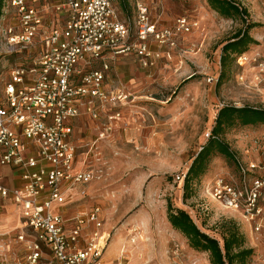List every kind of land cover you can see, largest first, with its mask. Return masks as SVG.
<instances>
[{
  "label": "rangeland",
  "instance_id": "rangeland-1",
  "mask_svg": "<svg viewBox=\"0 0 264 264\" xmlns=\"http://www.w3.org/2000/svg\"><path fill=\"white\" fill-rule=\"evenodd\" d=\"M234 1L247 10L246 22L239 16L220 15L208 0H151V10L161 25L186 16L199 27L180 37L172 58H165L156 69L143 68L133 58L111 65L108 88L113 96L127 98L107 105L110 118L97 121L109 123L121 113V124L106 140H98L94 128L99 124L86 116L90 123L79 136V160L94 179L81 187L89 194L81 205L87 210L94 205L101 208L103 229L110 236L106 264H210L209 255L193 250L168 222V204L189 212L203 232L220 241L222 221L235 220L244 234V247L253 251L245 264H264V245L251 236L237 214L223 209L207 193L216 177L235 172L229 159L214 152L207 172L187 194L184 181L177 179L208 143L206 133L214 128L223 106L264 110V81L255 79L258 68L240 67L235 55L225 69L221 66L223 46L248 23L259 27L250 31L256 43L246 53L264 60V1ZM114 2L123 20L133 23L134 12L126 13ZM2 15L0 71L15 64L33 66L39 45L31 54L6 53L3 29L11 23V12L4 7ZM94 64L101 68L99 61ZM221 139L244 163L264 160V124L236 125L225 130ZM7 172L0 164V176ZM4 182L10 184V179L6 176ZM20 227L17 208L0 202V262L21 256L22 245L16 238Z\"/></svg>",
  "mask_w": 264,
  "mask_h": 264
},
{
  "label": "built area",
  "instance_id": "built-area-1",
  "mask_svg": "<svg viewBox=\"0 0 264 264\" xmlns=\"http://www.w3.org/2000/svg\"><path fill=\"white\" fill-rule=\"evenodd\" d=\"M132 1L133 23L123 20L114 0H6L11 12L3 29L6 53L31 54L37 45L40 51L33 66L0 71V164L22 170L21 186L0 184V199L20 206L23 216L16 237L21 256L0 264H106L110 236L100 206L68 215L69 207L80 206L89 195L81 187L94 179L90 169L78 167L72 123L82 106L99 120L107 105L127 98L104 88L118 57L134 54L142 67L155 69L172 58L180 37L199 27L186 16L162 26L151 0ZM50 13L61 17L58 25L46 23ZM236 63L254 65L255 79L264 81L260 56L243 53ZM239 79L244 82L243 75ZM121 118L120 112L113 115L98 140H106ZM211 137L212 130L206 133L207 140ZM236 160L235 172L216 177L207 193L264 245V160ZM186 173L177 179L184 181Z\"/></svg>",
  "mask_w": 264,
  "mask_h": 264
},
{
  "label": "trees",
  "instance_id": "trees-1",
  "mask_svg": "<svg viewBox=\"0 0 264 264\" xmlns=\"http://www.w3.org/2000/svg\"><path fill=\"white\" fill-rule=\"evenodd\" d=\"M122 10L126 13L133 11L130 6L132 0H116ZM210 7L226 18L239 16L246 22L248 12L234 0H208ZM6 0H0V17L3 15ZM257 24L248 23L245 28L239 30L222 49L221 66L225 69L231 56L235 55V60L246 53L251 44H255V39L250 35V31ZM223 74V72H222ZM222 76V75H221ZM221 82V79H220ZM264 124V110L252 107H236L233 105L223 106L217 115L215 126L212 129V137L208 143L202 147L201 151L194 158L191 167L184 179V191L187 194L192 189L195 180L200 179L208 168L211 155L217 152L229 159L237 167V156L230 150L229 146L222 141L221 136L225 130L240 126H254ZM167 219L174 230L180 232L189 242L190 247L198 252L209 255L210 264H245L252 255V249L244 247L245 237L240 225L233 219L223 220L221 223V239L212 237L203 232L197 225L189 212L183 209H174L168 204Z\"/></svg>",
  "mask_w": 264,
  "mask_h": 264
},
{
  "label": "crops",
  "instance_id": "crops-1",
  "mask_svg": "<svg viewBox=\"0 0 264 264\" xmlns=\"http://www.w3.org/2000/svg\"><path fill=\"white\" fill-rule=\"evenodd\" d=\"M60 21H61V17L58 16V14H56V13H50L46 17V23H48L50 25H58L60 23ZM162 26H168V25L163 24ZM152 48L157 49L156 46H154V45L152 46ZM128 58H133L134 61L137 62L141 66L140 60L134 54H127V55L120 56L114 62H112V64H114V63H121L123 60L128 59ZM108 78H109V74L107 75L104 88H105V90L107 92H110V89L108 88V85H107V79ZM110 112H111V107L110 106L104 108V110H101L99 120L94 119V121H96V123H98L97 121L101 122L102 119H105L107 117L110 118V116H111L109 114ZM81 113H82L81 116L76 121H74L72 123L73 124V133H72L73 134L72 135L73 136V141H74V144L77 146V162H78V167H82V165H80V160H79L80 159V157H79V154H80L79 153V149H80V147H79L80 140L79 139H80V137L79 136H80L81 132H83V129L85 128L86 123H90V121H88L90 119L87 118L86 116H89L90 118H92L86 112L84 106L81 107ZM105 123H107V122H103L102 125H100L101 123H98L99 126L95 127L94 129L95 130H98V132H99V130L103 127V125ZM90 128H92V126H90L89 129ZM89 129H87V130H89ZM5 169H7L8 172L6 174H3V176H0V184L4 185L5 187H8V188H15V187L21 186V184H22V170L21 169L12 168V167H5ZM6 176L10 179V184H6L4 182V178ZM2 201L3 200L0 199V202H2ZM3 202H5V201H3ZM11 205L15 206L17 208V210H18V213H19V223L21 225V227H20V229H21L22 228V225H23V223H22L23 216H22L21 207L18 206V205H14V204H11ZM82 205L76 206V207L75 206L69 207V209H68V215H74L77 212L87 211V209L84 208ZM19 231H18V233H19ZM7 261L13 262L14 260L9 259Z\"/></svg>",
  "mask_w": 264,
  "mask_h": 264
}]
</instances>
